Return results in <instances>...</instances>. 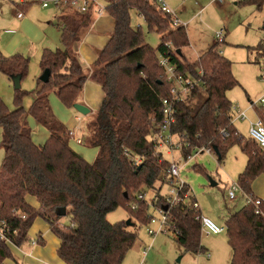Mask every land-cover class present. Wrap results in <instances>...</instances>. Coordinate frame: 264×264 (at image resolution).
<instances>
[{"label": "trees", "instance_id": "1", "mask_svg": "<svg viewBox=\"0 0 264 264\" xmlns=\"http://www.w3.org/2000/svg\"><path fill=\"white\" fill-rule=\"evenodd\" d=\"M103 1L113 27L88 73H84L73 46L91 24L90 14H61L62 48L42 50L40 68L42 72L48 69L50 74L30 107L24 109L22 98L28 92L20 87L15 88L14 109H7L0 98V146L4 151L0 164V264L15 259L11 246L21 247L29 241L28 230L36 217L45 219L60 240L57 255L66 264L123 262L138 234L123 220L110 223L106 216L124 206L133 226L147 225L149 207L137 194L149 189L159 192L169 164L148 139L155 126L153 119L161 118L162 99L170 97V85L157 63V53L164 52L167 42L171 43V59L178 71L198 80L186 97L173 103L175 121L171 131L185 137L189 144L181 150L182 156L189 155L191 148L210 147L217 149L216 157L221 161L228 149L237 145L247 157L237 183L255 196L251 184L264 172V147L251 138L238 136L233 127V103L227 91L238 82L231 61L215 44L197 59L187 60L182 51L189 44L186 29L172 25L170 15L158 8L157 0ZM32 3L14 2V6L23 12ZM244 3L264 9V0ZM131 9L142 16L150 31L160 34L155 49L145 43L139 26H131ZM256 50L264 58L263 42ZM28 62L19 53L5 56L0 52V72L9 79L20 75L21 80ZM87 78L95 81L104 94L100 108L87 125V143L97 149L92 161L71 145L69 127L51 115L48 104V92L52 90L64 107L73 108ZM257 114L264 123L263 112ZM28 116L47 128L49 137L44 144L33 143ZM220 128L228 130L227 138L221 137ZM127 153L140 157V162L134 164ZM27 196L34 197L38 207L29 204ZM260 199L259 213L253 204H244L225 220L232 253L230 264H264V198ZM158 201H162L160 195ZM61 207L69 216V226L58 224L61 216L57 211ZM166 209L170 228L178 231V245L194 254L205 252L200 222L196 220L199 209L182 203ZM37 243L43 241L39 238Z\"/></svg>", "mask_w": 264, "mask_h": 264}, {"label": "rangeland", "instance_id": "2", "mask_svg": "<svg viewBox=\"0 0 264 264\" xmlns=\"http://www.w3.org/2000/svg\"><path fill=\"white\" fill-rule=\"evenodd\" d=\"M14 2L19 3L18 0H0V52L5 56L19 53L29 60L27 73L20 80V89L28 92L22 98V105L27 110L35 97L32 91L37 87L36 85L38 89L42 85V82L38 81L41 74L39 62L42 50L62 48L61 21L53 9L42 8L38 2L30 4L28 9L23 11V15L18 17L19 10L15 8ZM165 2L179 18V25L183 24L186 29L189 44L183 47L182 51L187 60L197 59L212 44H215L218 51L231 61L232 73L239 85L230 90L228 95L231 98L229 99H232L233 105L238 106L247 115L245 120H241L234 114L233 123L240 135L248 138L249 121L256 118L258 111H262L258 100L264 97V58L256 53L259 43H264V9L257 10L255 5L244 3V0H225L223 3H217L215 0H165ZM70 15L73 14L70 13ZM105 15L108 19L111 18L108 14ZM92 16L90 14L91 19ZM26 20L31 21L26 28L21 29L20 22L25 21L26 25ZM130 24L133 28L140 27L145 43L154 49L158 46L160 34L150 31L135 9L130 10ZM90 26L91 24L82 30L81 36ZM221 28L226 32L225 39L222 43L216 44L214 34ZM78 46L79 42L75 43L73 48L76 49ZM90 52L82 61L84 73L90 70L91 57L97 53L93 48ZM89 84L95 85L96 92ZM86 86V95L89 99L98 97V100H93V103L86 102L91 109L88 114L83 115L73 108L64 107L52 90L48 92V104L54 118L69 128L73 125L78 126V133L83 142L77 144L71 140L70 143L86 160L92 161L97 149L90 147L87 143L89 135L87 125L97 112L95 108L99 103L100 95L102 96V91L93 81H89ZM14 94L15 87L12 80L0 72V98L9 110L15 107ZM86 100L84 91H81L76 102L83 103ZM77 115L81 117L78 123L75 119ZM29 123L32 133L38 136L37 133H40L42 126L35 121L34 124ZM157 150L165 160L175 159L179 160V164L185 163L180 176L191 187L201 215L213 217V221L223 226L224 230L217 234L203 232L201 243L206 251L194 254L178 245L175 234L172 232L149 235L146 225H126L129 230L136 231L138 236L133 246L127 251L124 263L121 264H230L232 253L227 243L225 220L229 215L228 211H231L234 205H239L238 208L242 207L244 201L241 195L234 201L228 198L227 184L230 180L225 175V168L235 172L239 167L240 164L236 166V158H240L239 154H242L239 151L240 148L237 145L231 146L221 161L217 160L216 154L207 152L198 153L195 158L196 151H193L191 152L193 158L188 162L183 160L184 157H181L179 151L167 154L164 147H158ZM3 157L4 151L0 146V164ZM210 180H213L215 184L212 185ZM165 190L166 186H162V191ZM151 191L147 193V196ZM106 218L110 223L122 220L126 222L130 214L124 206H118L109 212ZM58 224L69 226V216H61Z\"/></svg>", "mask_w": 264, "mask_h": 264}, {"label": "built area", "instance_id": "3", "mask_svg": "<svg viewBox=\"0 0 264 264\" xmlns=\"http://www.w3.org/2000/svg\"><path fill=\"white\" fill-rule=\"evenodd\" d=\"M215 1L217 3H223L225 0ZM18 2H38L42 8L53 9L57 14L58 19H60L59 17L61 14L65 13L79 15L89 13L93 16L99 17L105 13L106 6V3L103 0H18ZM157 4L158 8L163 13L170 15L172 25L176 26L180 24L179 18L174 14L173 9L169 7L165 0H157ZM22 15L23 12L18 11L17 16L21 17ZM225 35L226 32L222 28L215 31V43H222L225 39ZM171 49V43L167 42L165 43L164 52L157 53V63L162 69V77L164 78L165 82L170 85V97L162 99L161 118L159 121L153 119L155 126L148 139L156 145V152H159L157 150L158 147H164L167 154H170L173 151H179L181 157H183L181 150L183 148H188L189 144L185 137L171 131V126L175 121L173 103L174 101L182 100L184 97H186L198 80L189 74L183 75L178 71L176 65L171 59ZM198 73H200V71H198ZM258 102L261 104L262 112L264 114V97H261ZM232 112V121L234 114L236 115V118L241 120H245L247 118L246 112L240 110L238 106L233 105ZM75 119L78 123L81 120V117L77 115L75 116ZM78 130V126L73 125L68 131V135L71 140L77 144L81 143V137L78 133ZM219 133L222 138H227L229 136V132L225 128H220ZM236 133L238 136H242L238 131ZM248 138H251L260 147H264V123L258 114L254 120L249 121ZM193 151H196L195 158L198 153L203 152L216 154L215 151L210 147L191 148V152ZM127 155L132 158L134 164H137L141 160L140 157L132 156L129 153H127ZM161 157L163 158L162 155ZM191 158H193V155L190 153L189 155L185 156L183 160L188 162V160ZM184 164L185 163L179 164V160H169V164L163 173V182L159 192L155 189H149V191L152 190L149 196H147L149 191L137 194L138 199H146L147 205L149 207L148 223L146 225L147 233L149 235H153L155 233L167 234L168 232H172L175 235L177 234L178 231H173L170 228L166 207L182 203L192 204L194 209H199L191 187L180 176V171L182 170ZM162 186H166V190L164 192L162 191ZM227 194L228 198L231 200H233L237 194H240L243 198L244 204H253L256 207L255 212L259 213L258 205L261 203V199L259 197L247 194L240 187L237 181L230 183ZM159 195L162 199L160 203L158 201ZM130 207L134 209L135 205L131 204ZM22 218H24V215H22ZM196 220H199L200 222L201 235L203 232L206 234H217L224 230L223 226L217 225L209 218L200 214L196 216ZM31 242L32 244H35L37 240L33 239ZM145 252L146 251L144 250V253Z\"/></svg>", "mask_w": 264, "mask_h": 264}, {"label": "crops", "instance_id": "4", "mask_svg": "<svg viewBox=\"0 0 264 264\" xmlns=\"http://www.w3.org/2000/svg\"><path fill=\"white\" fill-rule=\"evenodd\" d=\"M105 14H107V13L105 12L102 16H99V17L92 16L90 28L88 30H86L85 33H83V35L81 36L80 40L76 42V43L79 42V46L75 50L77 52V55H78V58H79V61L82 65V67H83V64H82L83 58L85 57V55L90 54L91 53L90 49L93 48L97 53H94L91 57L90 67H89V68H91L92 62L96 58L99 50L106 43V41L110 35V32L112 31V27H113L112 19L111 18L108 19ZM30 21L28 20L26 25L24 24L25 21H23V22L21 21L19 24L20 28L21 29L24 27L26 28V26L30 23ZM100 42H102L101 45H100ZM88 46H89V48L87 49ZM222 54L223 53H221V55ZM41 73H42V70H41ZM38 81H39V77H38ZM89 81H93V80L90 78H87L84 85H83V88H82V91H84V95H85V98L87 100L83 101V103H81V104H84L86 106H88L86 102L93 103V100H98V97L89 99L86 95V87H87L86 84ZM93 82L96 83L95 81H93ZM238 85H239V83H238ZM36 86L37 87L32 91L35 93V97H36V92L38 90V85H36ZM89 86L92 88L93 91H95V85L89 84ZM99 88H100V86H99ZM100 90H101V88H100ZM229 92H230V90L227 91V96H228V98H231L230 95H228ZM35 97H34V99H35ZM103 97H104V94L102 92V96L100 95V97H99L100 98L98 101L99 103L95 108L96 110L99 109V105L101 104ZM230 100H232V99H230ZM34 121H35V123H38L32 116L27 117L28 124H30L29 122H31V124H34ZM39 124L40 123H38V125ZM232 124H233V127H235V129L237 130L236 125H235V123H233V121H232ZM40 126H42V128H41L40 133H37L38 136L36 134H33L32 130H31V139H32L33 143L36 145H42L43 142H45L47 140V138L49 137V132H48L47 128L44 127L42 124H40ZM239 151H241V149ZM241 153L242 154H239L240 158L235 157L237 159L236 160V166H238V164H240L239 167H237V169L235 170V172L233 170H231L230 168L229 169L225 168V175L230 180V182L227 184V189H228L230 183L233 182L232 181L233 179L237 180L238 174L245 167L247 157L242 151H241ZM229 157L231 158V156H229ZM251 190L255 196H257L259 198H264V172L261 173L258 177H256L253 180V182L251 184ZM239 195L240 194H237L236 197L233 199V201ZM26 199H27L29 204H32V206L38 207V202L34 197L27 196ZM238 206L239 205H237V206L234 205L231 208V211H228L229 214L234 212L235 210L239 209ZM199 214L201 215L200 209H199ZM207 218H209L212 221L214 220L213 217H207ZM28 236H29V243H26L21 247L11 246V251H12L15 259L5 260L6 264H66L57 255V249L59 247L60 240L58 239L57 236H55L51 232V230L49 228V224L45 219H43L42 217H36L34 219L32 225H31V227L28 230ZM39 238L43 241L42 244H38L37 242L35 244H32L31 241L33 239L37 240ZM208 255H207V257H209Z\"/></svg>", "mask_w": 264, "mask_h": 264}, {"label": "water", "instance_id": "5", "mask_svg": "<svg viewBox=\"0 0 264 264\" xmlns=\"http://www.w3.org/2000/svg\"><path fill=\"white\" fill-rule=\"evenodd\" d=\"M49 74H50V71L48 69H45L43 70V72L41 73V75L39 76V80L42 82V83H46L48 81V78H49ZM12 82H13V86L15 88H19L20 87V75H16V76H13L12 77ZM73 108L85 115V114H88L90 112V108L84 104H81V103H78V102H74L73 103ZM214 151L215 153L217 154V149L214 148ZM139 168V166H138ZM211 184L214 185L215 182L213 180H210ZM124 195H126V192H124ZM66 210H65V207H61L58 211H57V214L60 215V216H63L65 214ZM126 225H130V226H133L134 225V222H132L130 220V218H128L125 222Z\"/></svg>", "mask_w": 264, "mask_h": 264}]
</instances>
